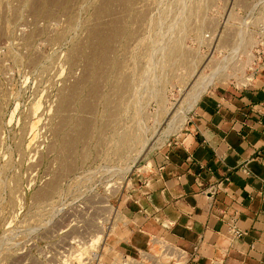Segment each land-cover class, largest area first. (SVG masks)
Segmentation results:
<instances>
[{
    "label": "rangeland",
    "instance_id": "obj_1",
    "mask_svg": "<svg viewBox=\"0 0 264 264\" xmlns=\"http://www.w3.org/2000/svg\"><path fill=\"white\" fill-rule=\"evenodd\" d=\"M197 1L0 0V264L191 260L136 223L151 159L264 58V0Z\"/></svg>",
    "mask_w": 264,
    "mask_h": 264
},
{
    "label": "crops",
    "instance_id": "obj_2",
    "mask_svg": "<svg viewBox=\"0 0 264 264\" xmlns=\"http://www.w3.org/2000/svg\"><path fill=\"white\" fill-rule=\"evenodd\" d=\"M190 119L183 143L151 159L136 223L186 250V264H264V69L212 91Z\"/></svg>",
    "mask_w": 264,
    "mask_h": 264
},
{
    "label": "built area",
    "instance_id": "obj_3",
    "mask_svg": "<svg viewBox=\"0 0 264 264\" xmlns=\"http://www.w3.org/2000/svg\"><path fill=\"white\" fill-rule=\"evenodd\" d=\"M263 33H264V28H263ZM257 53H258V55H259V60H260V63H261V65H259V67H255V69L253 70V73L256 75V70H258V72L259 71H261V70H263L264 69V61H263V59H262V56H261V51H257ZM259 63V62H258ZM259 63V64H260ZM257 65V64H256ZM231 232H232V234L234 235V236H236V237H240V236H242L243 235V231L241 230V229H237V228H235L234 226H233V228H232V230H231Z\"/></svg>",
    "mask_w": 264,
    "mask_h": 264
},
{
    "label": "bare ground",
    "instance_id": "obj_4",
    "mask_svg": "<svg viewBox=\"0 0 264 264\" xmlns=\"http://www.w3.org/2000/svg\"><path fill=\"white\" fill-rule=\"evenodd\" d=\"M199 2H200V0H199ZM199 2L197 1L196 3H199ZM201 2H202V4H204L203 1H201ZM202 4H201V5H202ZM199 7H200V6H199ZM199 10H200V8H199L198 10H196V11H199ZM201 10H202V8H201ZM201 10H200V11H201ZM200 11H199V12H200ZM201 12H202V11H201ZM201 12H200V13H201ZM200 13H199V14H200ZM196 14H197V12H196ZM98 41H99V40H98ZM102 50H103V49H102ZM97 52H98V51H97ZM91 56H92V55H91ZM104 56H105V55H104ZM104 61H105V60H104ZM182 61H183V59H182ZM90 63H91V62H90ZM94 66H95V65H94ZM125 78H126V77H125ZM125 82H126V81H125ZM85 83H86V82H85ZM116 86H117V85H116ZM118 86H119V85H118ZM74 87H75V86H74ZM117 88H118V87H117ZM120 90H121V88H120ZM122 93H123V92H122ZM68 98H69V97H68ZM106 102H107V101H106ZM112 110H113V109H112ZM110 111H111V110H110ZM66 125H67V124H66ZM34 126H35V125H34ZM32 127H33V126H32ZM31 131H32V128H31ZM127 134H128V133H127ZM123 135H125V136L122 137V140H120V141L123 143V146H124V144L126 145V143H127V139H126L127 137H126V134H125V133H124ZM60 136H61V135H60ZM121 136H122V135H121ZM120 138H121V137H120ZM120 141H119V142H120ZM121 142H120V143H121ZM72 144H73V143H72ZM69 147H70V146H69ZM128 147H129V146H128Z\"/></svg>",
    "mask_w": 264,
    "mask_h": 264
}]
</instances>
